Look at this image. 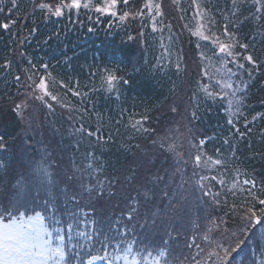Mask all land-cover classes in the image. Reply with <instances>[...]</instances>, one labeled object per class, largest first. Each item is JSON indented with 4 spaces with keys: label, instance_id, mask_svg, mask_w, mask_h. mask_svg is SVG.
<instances>
[{
    "label": "trees",
    "instance_id": "16d2710c",
    "mask_svg": "<svg viewBox=\"0 0 264 264\" xmlns=\"http://www.w3.org/2000/svg\"><path fill=\"white\" fill-rule=\"evenodd\" d=\"M41 2L60 0H17L15 8L12 0H0V23L15 21L0 28V137L6 146L0 149V206L18 183L25 185L20 203L31 206L38 197L36 210L46 216L45 200L59 197L60 212H75L83 223L74 227L93 235L90 244L73 231L71 243L84 245L74 251L92 255H104L95 243L103 237L89 223L95 220L105 230L113 225L108 235L123 240L121 247L135 240L134 250L145 248L141 255L165 250L161 264H215L217 257L207 253L223 255L237 239L245 243L230 264H264V222L251 225L246 235L241 231L245 208L261 206L241 191L251 185L240 182L254 180L252 191L264 198V13L256 19L251 3L234 7L232 0H197L208 28L221 35L227 26L256 60L250 65L237 57L244 69L228 63L244 80L241 109L232 115L214 81L216 49L192 35L199 22L192 0H155L162 12L155 21L152 14L144 16L146 0H129L127 6L117 0L115 17L95 11L100 0L91 1L89 9H65L60 17L46 15L37 7ZM141 10L143 15L119 20L125 11ZM108 72L118 77L110 92L103 79ZM29 75L37 83L44 76L57 100L29 96ZM16 104L22 105L20 114ZM137 120L139 131L132 127ZM151 176L164 179L153 182ZM74 185L80 186L78 205L64 203L59 189ZM58 218L68 243L70 218ZM124 229L129 230L118 236ZM108 251L115 254V241ZM69 259L81 264L71 253Z\"/></svg>",
    "mask_w": 264,
    "mask_h": 264
},
{
    "label": "snow or ice",
    "instance_id": "6c2138e0",
    "mask_svg": "<svg viewBox=\"0 0 264 264\" xmlns=\"http://www.w3.org/2000/svg\"><path fill=\"white\" fill-rule=\"evenodd\" d=\"M124 4L127 6L129 0H123ZM175 2V0H174ZM193 5L197 8V17L199 22L196 28L192 31L193 36L199 37L201 40L210 41L211 44L216 49V55L221 58L220 68L217 69V72H221L222 69H225V65L228 63L234 64L238 69H244L245 64L240 63L237 57H240L242 60L246 61L250 65H255L256 60L253 55L247 53L248 45L237 40L236 35L233 32L228 30V27L225 26L224 31L221 35H217L215 32H212L210 28L203 22L206 16L205 9L201 8L197 3V0H192ZM246 3H251L254 7L256 13V19L261 18V14L264 13V0H232L234 7L237 5H243ZM13 8L17 7V0H12ZM38 8L46 10V15L51 14L55 17H60L63 15L65 9L69 10H79L81 7L84 9H89L92 7L90 0H60L59 3L51 5L49 3L41 2L37 5ZM117 7V0H104L102 6H96L95 11L100 14H110L111 16H117V12L114 10ZM144 8L147 9L153 21L156 20V17L161 16V4L153 3V0H146ZM154 10V14H153ZM2 11V10H0ZM130 15H143V11L137 13H130L125 11L123 15L119 16V20L123 22ZM15 21H9L7 23H0V28L7 30L10 27V24H14ZM235 26V25H233ZM206 28L208 31L206 32ZM156 30L155 23L153 24V31ZM223 37V38H222ZM129 40L132 39L131 36L128 37ZM244 50L243 53L235 51L236 48ZM228 58H231L230 60ZM8 65H5L7 67ZM46 67V66H43ZM236 75L231 68H227L223 71L221 78L216 80V84L223 91L224 89L231 90L233 88L232 76ZM251 75V73H249ZM104 82L107 85V90L110 92L115 87V84L118 80V77L108 72V74L103 78ZM16 80L19 81L20 77L17 76ZM28 80L32 81L28 85L32 91L29 93V96H33L37 100H43L44 97H49L51 100H57V96L53 95L49 91V85L44 76L39 77V82H35L31 75L28 76ZM124 83H127L125 80ZM206 90V89H205ZM74 95H79V93H73ZM209 96H212L213 93H207ZM222 93H216V95H221ZM235 103L237 105L235 112H239V105L241 100L236 98V93L231 92ZM233 101L229 102V107L231 108ZM22 108L21 104H16L14 111L17 114H20V109ZM176 111L175 108L172 109ZM235 114V113H234ZM144 120L148 119L147 116L143 117ZM255 119V117H253ZM229 123H232L230 120ZM140 126V127H137ZM133 128H136L138 131L141 130L142 125L141 121L137 120L132 125ZM79 131V130H77ZM143 131H148L144 128ZM89 136L95 135V133L88 132ZM243 136V133H240ZM102 139V138H99ZM204 143L203 140L200 142ZM227 143V141H225ZM6 146L2 142V137H0V149H4ZM169 150L175 151V145L169 144ZM91 155V154H89ZM177 156L180 157V154L177 153ZM182 158V157H180ZM196 166L199 167L202 163L201 155L195 156ZM212 164H219V160H211ZM207 165V161L203 162ZM91 167V165H89ZM179 171V169H177ZM46 176L49 175L47 171L44 172ZM69 181H72L74 177L69 176L67 178ZM153 182L162 181L164 178L160 176H151L149 178ZM205 179V177H201ZM49 184L53 182L51 179L48 181ZM222 183V181H221ZM245 185H251V189H243L242 192H247V195L252 197L253 200H256L258 205L261 207L256 208L254 206H248L245 208L243 214L241 215V220L244 221V226L241 231L246 235L247 232L251 229V225L261 224L264 222V198H259L252 189L256 188V182L252 179H245L243 181ZM79 185H74L71 189L68 186L59 189L60 196L64 197V203L76 202L79 203L78 189ZM183 187V185H181ZM235 187V185H234ZM25 185L18 183L14 195L9 199L7 205L0 206V264H73V260L69 259V254L71 253L73 258H78L81 260V264H94L98 260H106L108 264H113V260L119 262L123 261L124 264H161L163 258L168 255L165 250L158 249L156 254H153V251L148 250L146 254L141 255L145 252V248L141 247L139 250H134L133 244L136 243L133 240L131 243H128L126 247H121L125 242L123 240H116L115 237H109L108 233L112 231L113 225H108L107 230L103 227L98 226V222L95 220L89 221L90 224L94 226V231L98 236L103 237V239L95 241L96 244H99L100 250L104 252V255H92L90 253H83L81 251H74L77 247L80 249L84 248V245L77 242V244H72L73 239L72 232L75 231V234L78 237H83L85 240L89 241L90 244L93 243V235L88 232L80 231L74 227L75 223H83V221L77 220V215L75 212L65 209L63 213L60 212V200L59 197L55 200L47 199L45 200L44 211L49 212L50 216L42 214L41 211L36 210L38 197H34L31 206L27 202L21 204L20 200L24 192ZM86 191H91V189L85 188ZM45 191L49 196L52 195L51 189L46 188ZM145 198H148L150 195L149 191L143 193ZM165 197L168 196L167 192H164ZM203 195L208 196L210 192L205 191ZM235 195V193H233ZM174 205H169L170 209H173ZM80 211H83L82 209ZM131 212H136V208H132ZM259 213V215H258ZM66 215L70 218V221L67 222L66 227L68 229L67 241L65 242V234L63 233L64 222L58 218V216ZM51 219L52 223L55 225H60L59 227L53 228L52 225L48 223V220ZM128 219H132V215H128ZM155 223V221H153ZM129 229L121 230L117 233L118 236H123L124 231ZM134 231L135 229H130ZM236 235V233H233ZM208 237L205 236V239ZM115 241V254L108 251L109 244ZM164 243H167L165 241ZM245 243L243 239H237L234 246L230 248H223V255H220L216 251H209L207 253L208 257L216 256L217 261L215 264H230L229 258L233 256V253H236L238 249ZM217 247H221L219 244ZM191 247V245H188ZM196 247H200L196 245ZM87 255L89 258L87 260L83 259V256ZM187 259V257H185ZM165 264L167 262L165 261ZM199 264V262H197Z\"/></svg>",
    "mask_w": 264,
    "mask_h": 264
},
{
    "label": "rangeland",
    "instance_id": "374dc122",
    "mask_svg": "<svg viewBox=\"0 0 264 264\" xmlns=\"http://www.w3.org/2000/svg\"><path fill=\"white\" fill-rule=\"evenodd\" d=\"M91 1H94V0H90V2ZM153 3H156L155 0H153ZM103 4H104V0H100L99 6H102ZM114 10L116 11L117 9L115 8ZM144 16L145 17L150 16V14L148 13L147 9L144 12ZM206 30H207V28H206ZM220 62H221V58L219 57V60L217 61L216 65L214 66V68L212 70L213 71V74H214V81H215V83H216V80L217 79H220L221 78V75H222L223 71L225 69L229 68V65L226 64L225 65V69H222L221 72H217V69L220 68ZM231 79H232V83H233V88L231 90L224 89L222 91L221 88L217 84H216V86L218 87V91L222 92L225 95L226 100H227V109L230 112V114L233 115L234 113L235 114L237 113V112H235V109H236L237 105L235 103V100H234L233 96L231 95V92L234 91L236 93V98H239L241 100V104L239 105V109H241L242 99H243L242 86L244 84V80L241 79V78L236 77V75L232 76ZM230 101H233V105H232L231 108L229 107V102ZM244 180H245V178H240V182L241 183H243ZM89 184H90L89 182L88 183H82V185H89ZM94 264H108V262L106 260H98V261H95ZM123 264H124V262H123Z\"/></svg>",
    "mask_w": 264,
    "mask_h": 264
}]
</instances>
